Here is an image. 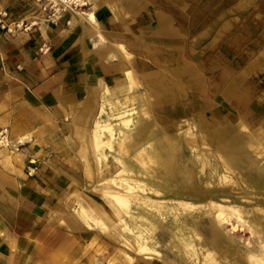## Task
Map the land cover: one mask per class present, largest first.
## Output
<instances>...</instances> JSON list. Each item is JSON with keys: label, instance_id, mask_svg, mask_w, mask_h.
<instances>
[{"label": "rangeland", "instance_id": "rangeland-1", "mask_svg": "<svg viewBox=\"0 0 264 264\" xmlns=\"http://www.w3.org/2000/svg\"><path fill=\"white\" fill-rule=\"evenodd\" d=\"M27 1L36 17L22 28L53 23ZM88 1L76 14L90 20ZM170 6L184 27L173 51L97 95L73 136L75 218L59 264H264V0ZM151 73L169 83L152 92Z\"/></svg>", "mask_w": 264, "mask_h": 264}, {"label": "crops", "instance_id": "crops-1", "mask_svg": "<svg viewBox=\"0 0 264 264\" xmlns=\"http://www.w3.org/2000/svg\"><path fill=\"white\" fill-rule=\"evenodd\" d=\"M91 3L94 21L68 12L58 23L14 28L35 19L30 3L0 0L13 28L0 25V129L25 143L0 148V264H59L75 218L73 136L95 118L97 95L119 92L132 69L147 77L155 55L172 52L168 38L184 28L170 0ZM30 157L39 167L32 176Z\"/></svg>", "mask_w": 264, "mask_h": 264}, {"label": "built area", "instance_id": "built-area-1", "mask_svg": "<svg viewBox=\"0 0 264 264\" xmlns=\"http://www.w3.org/2000/svg\"><path fill=\"white\" fill-rule=\"evenodd\" d=\"M40 2V7L44 13L46 20L53 23H58L62 20L64 15L68 12L78 13L82 11L85 7L89 5L88 0H38ZM8 17L7 10L0 7V25L7 31H12L8 24H6V19ZM24 22H15V28H20ZM24 142L12 137L8 128L0 129V148L7 147L13 151H18L24 146ZM39 167L38 162L34 157H30L26 167V171L29 175H34L37 173Z\"/></svg>", "mask_w": 264, "mask_h": 264}, {"label": "bare ground", "instance_id": "bare-ground-1", "mask_svg": "<svg viewBox=\"0 0 264 264\" xmlns=\"http://www.w3.org/2000/svg\"><path fill=\"white\" fill-rule=\"evenodd\" d=\"M90 16H91V18H92V20L94 19V16L92 15V14H90ZM94 21V20H93ZM153 76V77H152ZM152 79H153V86H152V91L153 92H155V91H157V90H159V87H160V85H164V83H166L167 82V78H164V77H162V79H160L159 78V76H155L154 74H152ZM159 79H160V81H159ZM162 88V87H161ZM151 96V98H154L156 95H150ZM95 128V127H94ZM99 128V127H98ZM109 128V127H108ZM225 131H227V133L229 132L228 131V129H225ZM93 136H95L94 138H96V139H100V135H99V133L97 132V130H95V133H94V135ZM260 137V136H259ZM93 138V139H94ZM194 136H193V140H194ZM261 138V137H260ZM95 139V140H96ZM250 139H252V138H250ZM259 139V138H258ZM96 141V142H98L97 144H99V142H100V140L99 141ZM193 140H191V142L190 143H193L194 141ZM255 141V140H254ZM261 141L263 142V144H264V139L263 138H261ZM235 140L234 141H230L227 145H226V151H228V152H232L233 151V149H234V147H235ZM254 145V144H253ZM254 146H257V145H254ZM254 146H251V147H253L254 148V150L256 151V153L258 154V155H260V154H263V148L262 147H254ZM260 146H261V144H260ZM169 167H171V166H169ZM212 206H213V204H212ZM209 254V253H208ZM212 255V254H211ZM209 258H211V256L209 255L208 256ZM246 259H247V264H255V260H257L258 258L254 255V254H250V255H248V256H246ZM261 260V259H260ZM213 261H214V259H213ZM258 261V260H257ZM220 262V261H219ZM221 263V262H220ZM257 263V262H256ZM262 263V262H261ZM215 264V263H214ZM222 264V263H221ZM263 264V263H262Z\"/></svg>", "mask_w": 264, "mask_h": 264}]
</instances>
